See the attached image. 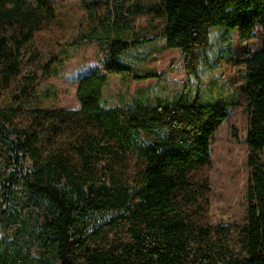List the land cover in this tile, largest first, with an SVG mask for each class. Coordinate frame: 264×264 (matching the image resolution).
I'll return each mask as SVG.
<instances>
[{
    "label": "trees",
    "instance_id": "obj_1",
    "mask_svg": "<svg viewBox=\"0 0 264 264\" xmlns=\"http://www.w3.org/2000/svg\"><path fill=\"white\" fill-rule=\"evenodd\" d=\"M107 1L121 7L109 9L107 24L88 15L94 24L64 43H107L106 72L78 79L80 108H0V264H218L216 247L224 246L228 227L204 217L211 139L226 107L203 99L197 63L214 27L239 29L244 38L254 25L263 46L244 59L251 174L246 219L235 226L242 255L231 263L264 264V0H160L148 11L163 17L162 29L145 39L131 27L140 5ZM57 3L0 0V82L21 74L25 45L57 20ZM155 37L184 55L186 81L137 75L159 81L137 90L129 104L103 106L108 74L123 71L119 56ZM50 47L43 79L65 61L67 48ZM110 213L105 229L93 223Z\"/></svg>",
    "mask_w": 264,
    "mask_h": 264
},
{
    "label": "rangeland",
    "instance_id": "obj_2",
    "mask_svg": "<svg viewBox=\"0 0 264 264\" xmlns=\"http://www.w3.org/2000/svg\"><path fill=\"white\" fill-rule=\"evenodd\" d=\"M68 1L65 4L58 0L57 20L25 45L21 56V74L8 83L3 80L0 82V108L79 109L80 103L76 96L79 77L91 71L106 72L105 63L110 60L106 42L93 40L71 46H64V43L71 42L87 25L94 24L88 15L98 21L101 19L102 25L107 24L105 17L109 9H120V3L115 2L113 7V1L107 0ZM133 2L140 5V9L132 16V30L138 32V39L154 37L161 31L164 19L148 10L158 5L160 0H128L125 7L128 8ZM112 15L111 18H114ZM125 23V19L118 22L119 25ZM99 27L100 30L105 29ZM262 39L256 25L244 38L240 37L239 29L214 27L211 46L197 63L200 83L204 86L203 99L226 107V115L220 120L211 139L212 164L207 169L211 192L208 195V212L204 217L205 222L211 226L228 227L222 235L224 246L216 247L221 258L218 264H232V260L242 255L235 226L242 225L246 219V192L251 174L247 164L249 111L244 94V59L263 46ZM50 46L67 48L63 53L65 61L55 74L43 79L41 66L48 56ZM116 61L122 65L123 71L108 74L104 100L101 102L107 108L131 103L137 90L149 86L155 88L159 81H140L137 75L157 72L161 74L162 83L186 81L184 55L180 50L167 49L158 37L136 49H128ZM25 78L31 80L27 97L22 94ZM154 90L153 93L156 92ZM16 121L21 124L28 122L26 117H18ZM112 215H96L93 223L105 229ZM212 238L216 240L217 235L213 234Z\"/></svg>",
    "mask_w": 264,
    "mask_h": 264
},
{
    "label": "crops",
    "instance_id": "obj_3",
    "mask_svg": "<svg viewBox=\"0 0 264 264\" xmlns=\"http://www.w3.org/2000/svg\"><path fill=\"white\" fill-rule=\"evenodd\" d=\"M103 92H104V90H103ZM104 100V99H103Z\"/></svg>",
    "mask_w": 264,
    "mask_h": 264
}]
</instances>
